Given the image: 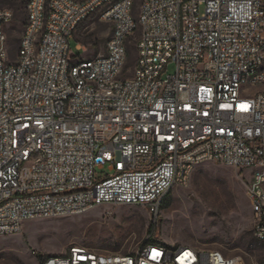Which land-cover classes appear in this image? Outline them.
<instances>
[{
    "label": "built area",
    "instance_id": "2783aa9c",
    "mask_svg": "<svg viewBox=\"0 0 264 264\" xmlns=\"http://www.w3.org/2000/svg\"><path fill=\"white\" fill-rule=\"evenodd\" d=\"M135 6L25 0L12 62V12L0 9V238L104 205L144 207L156 223L170 190L212 162L243 174L264 244V0H142L137 15ZM94 16L112 34L105 54L84 60L69 41ZM169 63L176 71L162 77ZM42 264L246 263L148 238L127 254L71 246Z\"/></svg>",
    "mask_w": 264,
    "mask_h": 264
},
{
    "label": "rangeland",
    "instance_id": "374dc122",
    "mask_svg": "<svg viewBox=\"0 0 264 264\" xmlns=\"http://www.w3.org/2000/svg\"><path fill=\"white\" fill-rule=\"evenodd\" d=\"M141 2L136 0L135 15ZM24 8L25 0L0 3V9L12 12L4 27L9 62L15 58L23 33ZM111 34V26L94 16L78 27L69 41L70 51L84 60L103 55ZM135 62L136 50L131 45L127 53L130 71ZM175 71V64L169 63L162 77ZM26 170L24 166V176ZM107 172V168L98 170L99 176ZM245 183L236 169L204 162L194 168L187 186H174L166 195L156 223L144 207L118 205L96 207L79 216L24 222L19 234L0 238V264H42L71 246L127 254L148 238L214 250L226 257L240 256L246 264H264V244L252 233Z\"/></svg>",
    "mask_w": 264,
    "mask_h": 264
},
{
    "label": "trees",
    "instance_id": "16d2710c",
    "mask_svg": "<svg viewBox=\"0 0 264 264\" xmlns=\"http://www.w3.org/2000/svg\"><path fill=\"white\" fill-rule=\"evenodd\" d=\"M164 198H165V197H164ZM164 198H163V199H164ZM162 201H163V200H162ZM162 201H161V203H162ZM160 207H161V205H160Z\"/></svg>",
    "mask_w": 264,
    "mask_h": 264
}]
</instances>
